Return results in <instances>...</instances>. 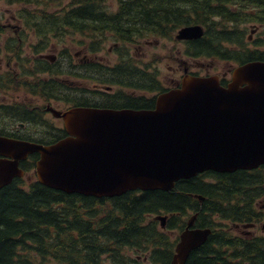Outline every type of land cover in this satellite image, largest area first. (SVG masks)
I'll return each instance as SVG.
<instances>
[{"label": "trees", "instance_id": "obj_1", "mask_svg": "<svg viewBox=\"0 0 264 264\" xmlns=\"http://www.w3.org/2000/svg\"><path fill=\"white\" fill-rule=\"evenodd\" d=\"M6 1L45 5L18 12L25 17L26 28L41 39L78 35L80 44L89 41L91 49L99 50L104 38L118 43L171 39L184 26L200 25L202 37L185 41L189 57L264 61V50L238 51L226 45L246 43L244 31L238 27L241 23L264 26V0ZM20 40L18 33L7 49L12 56L7 58L15 57L21 71L0 73L1 87H6L4 80L21 84L25 78L35 77L44 93H56V85L63 84L46 82L40 74L58 73L57 68L27 57L24 64L19 57ZM30 61L35 62L30 65ZM117 66L128 68L121 63ZM118 75L108 82L123 84L131 77ZM142 88L163 90L150 73L144 74ZM154 99L142 97V107L152 106ZM69 101L76 104V99ZM10 108L3 106L2 110L10 113ZM14 112L24 115L22 110ZM57 131L60 138L66 135L64 129ZM258 200L264 202V164L234 172L208 170L176 181L168 191L129 190L112 197L66 193L37 180L25 185L13 182L0 189V264H170L178 234L194 213V226L209 227L211 233L190 252L185 264H264V234L232 231L233 224L261 220ZM158 215L166 216L164 228L155 218Z\"/></svg>", "mask_w": 264, "mask_h": 264}, {"label": "water", "instance_id": "obj_2", "mask_svg": "<svg viewBox=\"0 0 264 264\" xmlns=\"http://www.w3.org/2000/svg\"><path fill=\"white\" fill-rule=\"evenodd\" d=\"M203 33L202 26L188 25L175 38L191 40ZM50 109L62 119L66 135L49 145L0 135V154L14 159L0 185L23 174L17 160L31 153L39 156L35 174L40 184L94 197L168 191L176 181L204 171L264 164V61L236 66L225 85L215 75L185 73L178 87L156 96L152 109ZM8 168L0 162V174ZM196 217L192 214L179 232L170 264H185L211 233L209 227L194 226ZM155 218L164 228L166 216Z\"/></svg>", "mask_w": 264, "mask_h": 264}, {"label": "flooded vegetation", "instance_id": "obj_3", "mask_svg": "<svg viewBox=\"0 0 264 264\" xmlns=\"http://www.w3.org/2000/svg\"><path fill=\"white\" fill-rule=\"evenodd\" d=\"M10 19L14 20L16 23L22 22V25L25 26V30L27 32H33L34 35H37L35 31H32L31 29L26 28L27 25L25 24L24 16H16L12 15ZM261 24H253L249 30H248V36L246 39V43L252 44V48H249L247 46L242 45H236L234 44L235 48H231L233 50L238 51H244L246 49H249L250 51L254 50H264V34L262 38L259 37L260 30H261ZM5 26H0V33L3 31H6ZM11 28V27H8ZM19 33V32H18ZM17 33V34H18ZM264 33V32H263ZM256 38H255V37ZM58 39L60 38L59 42L60 44H63L65 36L60 37H52L50 36L49 39L46 38H40L38 37V40L36 43H30L28 46L29 48H32L31 53L27 57L29 59H42L46 61L49 64H52L53 67L57 68V72L55 74H51L49 72H43L40 74V77L44 81H51L54 80L58 84L63 85H56V93L50 92V95L44 93L40 88L37 87L39 83L35 81V77H29L25 78L22 82L26 84H9L7 80L3 81V84L6 85V87H1L0 85V135L17 139V140H25L33 143H38L42 145H49L57 140L60 139L58 137V131L57 129H63V121L60 117H57L53 115L50 108L64 111L72 107H96V108H108V109H114V110H121V109H133V110H142V109H152L155 104L152 106H148L146 108L142 107V97H145L147 99H150L151 97L156 98V96L164 91H167L169 89L178 87L181 83L182 77L185 75V73L196 75V76H212L215 75L218 77L221 84L225 85L231 78L232 70L240 65L243 64V62L236 61V65H233V67H229L226 70H220L219 72L212 73L210 72L212 68L213 61H219L220 59H216L215 57L211 58V61L209 63H193L192 65L194 67H199L201 72L198 71H192L189 68V64L186 62H182V72L177 77H170L169 78V87L165 86L161 79L159 78L158 70L157 68L149 62H144L142 58H138V53L133 54L131 49H137V46L135 47V44H139L140 40H136L132 43H124V47H127L123 50H119L121 43L114 42L113 45L109 46L107 48L108 51H111V49H115L117 62H109L104 61L100 55L97 56V54L101 51L102 44L104 40H102L98 46L99 50H93L91 49V44L88 41V44L82 45L80 44V40L78 35L76 39H73L72 37H68L70 39L69 42H72V40L76 41L77 46H81L76 50L75 52H72L70 55H66L62 58L61 55L65 52V50H62V54H58L55 50H45L49 47V44L51 42V39ZM175 38V37H174ZM201 38V37H200ZM173 39V37L171 38ZM176 39V38H175ZM146 40H144L145 42ZM183 41L184 44V51H185V41L187 40H179ZM20 42L23 44V41L20 40ZM159 41L155 40V43L158 44ZM33 45V46H31ZM230 48V47H229ZM35 49L39 50L36 54L32 53L35 52ZM104 49V48H103ZM8 50L3 52L4 56L3 59L7 57V55L10 57L12 54ZM24 52V50H21L19 57H21V60L25 64L24 57L21 54ZM53 52V53H51ZM95 55V56H90ZM186 54V53H185ZM78 55L81 57L78 58ZM140 56V55H139ZM189 56V55H187ZM8 57V58H9ZM76 59H78V63H76ZM194 60V59H193ZM75 61V62H74ZM225 62H231L232 60H224ZM258 61V60H257ZM35 61H30V65H32ZM250 62V61H249ZM121 63L124 65H128V68L125 66L118 67L117 65ZM246 63V62H245ZM68 66L70 69L68 72H65L61 65ZM6 68V71H21L20 69V63L18 61L14 60L12 63H10L9 59L2 63V59L0 60V69ZM76 69V74L86 78V80L83 79H73L69 77L72 70ZM81 68L82 72L79 73L77 70ZM67 70V69H66ZM180 70V68H179ZM74 73V74H75ZM151 74L155 77V80L158 82L159 86L163 88L162 91L158 90H149V89H143L142 85L144 82V74ZM118 74H122V77H126L123 75L131 76L130 80H125V83L119 84V83H111L108 82L110 78L113 76H120ZM129 78V77H128ZM6 82V83H4ZM39 82V81H38ZM31 86V89L29 86ZM65 85V86H64ZM21 90L23 95L27 98V100L23 101H15L16 95L14 91ZM56 96L54 97V95ZM67 96V97H64ZM19 97V95H17ZM71 98L76 99V104H72ZM82 100V102L79 100ZM37 101H40V103H36ZM80 102L79 104H77ZM3 106H9L10 113H7L2 110ZM9 110V109H8ZM14 110L23 111L24 115L22 116H16L14 113ZM52 115V117L56 120H59L60 123H55L51 127H46V115ZM25 117V118H24ZM54 130V132H53ZM38 153H31L28 154L23 159L17 160V167L22 170V175H14L12 176L11 180L3 185H0V189L12 184L13 182H20L23 185L26 184V182L35 181L36 174H35V166L36 161L38 160ZM14 159L0 154V162H2L3 165H6L9 167L8 169L1 171L0 176L6 177L5 175L11 173V165L12 161ZM264 229V226H262Z\"/></svg>", "mask_w": 264, "mask_h": 264}, {"label": "rangeland", "instance_id": "obj_4", "mask_svg": "<svg viewBox=\"0 0 264 264\" xmlns=\"http://www.w3.org/2000/svg\"><path fill=\"white\" fill-rule=\"evenodd\" d=\"M44 6L45 5L43 3L39 5H36V3L21 5L19 3H9L6 0H0V26L3 25L7 27L6 31H3L2 33H0V60L2 59V63L9 59L7 57L3 59V56H4L3 52H5L7 49L10 48V44H12L15 41L16 34L18 32L20 34L21 41H23V44L21 43V50H24V52L21 54L22 56L31 57L29 56V54H27V53H31L32 51V48H29L28 45L30 43H36L38 40V37L34 35L33 32H27L25 30V26L22 25V22L16 23L14 20L10 19V17L12 15L19 16L18 12L20 11L21 8L33 11V10H37L39 7H44ZM51 8L52 10H57V8H53V7ZM253 24L255 23L245 22V23H241L238 26L239 29H243L244 31V34L242 35L243 36L242 40H245L247 38L248 33H249L248 30ZM8 27H11V28H8ZM263 32H264V26H261V30L259 34L260 38H262L264 34ZM76 38L77 36H73V39H76ZM59 40L60 38L58 39L52 38L49 44V47L45 49V50H49L53 48L51 50H55L58 54L60 53L62 54V50H65V52L61 55V57H59V60L60 58L66 55H70L72 52H75L76 50H78L79 47H81V46L79 47L77 46L75 40L74 41L72 40V42H69L70 39H68V37L64 38L63 44L58 43ZM155 40L159 41L158 44L155 43ZM138 42L140 43L135 44V47L137 46V49H131L132 53L133 54L138 53V56H137L138 58H142L144 62L152 63L158 70V74H159V78L161 79V82L165 86H168V87L170 86L169 78L177 77L180 74V72H182V67H183L182 62H186L187 64H189L190 70L201 72L202 70H200L199 67L196 68L192 64L196 63L199 65V63L205 64L211 61V58H203V57L198 58V57L187 56L184 51L183 41L181 42L175 39L174 37L173 39H169V38L158 39V38L152 37V38L147 39L145 42L144 40H140ZM112 45H113V38H104L101 51L97 54V56L100 55V57H102L104 61H109L111 63L117 62L118 59L116 57L115 49H111V51L107 50V48ZM124 45H125L124 43H121L120 48L118 49L123 50L127 48V47H124ZM226 45L231 46V48H235V47H232L233 45L232 43H226ZM244 46H247L249 48L253 47L252 44H249V43H245ZM89 55L95 56L91 54ZM79 57H81V55L80 56L78 55V58ZM14 60H17V59L15 57H11L9 59L10 63H12ZM236 61L237 60H232L231 62H225L224 60L213 61L210 72L216 74L220 70H226L229 67L232 68L233 65L237 64ZM76 63H78V59H76ZM60 65L65 72L69 71L70 68L67 65L66 66H63V64H60ZM5 70L7 69L6 68L0 69V73L4 72ZM71 70L72 72L69 75V77L73 79L79 78V79L86 80V78H83L75 73L76 69L73 68ZM77 72L81 73L82 69L79 68ZM14 92L15 93L13 94L16 95L15 101L27 100V98L23 95L21 90L14 91ZM0 94L2 93L0 92ZM17 95H19V97H17ZM36 103H40V101L36 100ZM45 120H46L45 122H46L47 128L51 127V125L53 126L55 123H60L59 120L54 119L52 115H49V114L46 115ZM263 203L264 202H261L258 200L257 205L260 206ZM261 210L263 211L262 212L263 216L261 217V220L256 224L255 227L244 228L242 227V225H240L239 227H233L232 231L237 235L242 234V233L250 234V235L264 234V229L262 227L264 226V208H262Z\"/></svg>", "mask_w": 264, "mask_h": 264}, {"label": "bare ground", "instance_id": "obj_5", "mask_svg": "<svg viewBox=\"0 0 264 264\" xmlns=\"http://www.w3.org/2000/svg\"><path fill=\"white\" fill-rule=\"evenodd\" d=\"M6 166V165H5ZM19 168V167H18Z\"/></svg>", "mask_w": 264, "mask_h": 264}]
</instances>
